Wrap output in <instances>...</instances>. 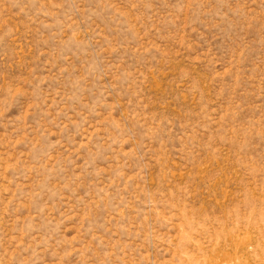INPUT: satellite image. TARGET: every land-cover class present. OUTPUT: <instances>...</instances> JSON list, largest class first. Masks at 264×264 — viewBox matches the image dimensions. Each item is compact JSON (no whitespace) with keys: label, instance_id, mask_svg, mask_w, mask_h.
I'll return each mask as SVG.
<instances>
[{"label":"rangeland","instance_id":"rangeland-1","mask_svg":"<svg viewBox=\"0 0 264 264\" xmlns=\"http://www.w3.org/2000/svg\"><path fill=\"white\" fill-rule=\"evenodd\" d=\"M0 264H264V0H0Z\"/></svg>","mask_w":264,"mask_h":264}]
</instances>
